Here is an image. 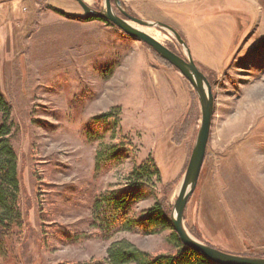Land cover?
I'll return each instance as SVG.
<instances>
[{
	"label": "rangeland",
	"instance_id": "obj_1",
	"mask_svg": "<svg viewBox=\"0 0 264 264\" xmlns=\"http://www.w3.org/2000/svg\"><path fill=\"white\" fill-rule=\"evenodd\" d=\"M12 1L0 0V93L12 106L26 224L0 231V264H104L120 239L153 255L176 253L173 225L106 238L93 207L153 158L162 181L152 177L129 217L140 220L156 205L172 217L202 121L193 86L148 44L87 16L76 0H19L17 14ZM121 2L153 23L136 27L180 56L189 49L212 85L211 132L186 228L228 253L264 258V0ZM156 23L172 26L187 47Z\"/></svg>",
	"mask_w": 264,
	"mask_h": 264
},
{
	"label": "trees",
	"instance_id": "obj_2",
	"mask_svg": "<svg viewBox=\"0 0 264 264\" xmlns=\"http://www.w3.org/2000/svg\"><path fill=\"white\" fill-rule=\"evenodd\" d=\"M0 111V231L4 233L23 227L26 223L21 209L22 187L18 155L13 143L12 106L1 93ZM115 159L116 156L111 155L105 158L103 163L109 165ZM154 175L158 181H162L157 164L153 158H149L133 169L126 189L120 193L110 192L96 198L93 224L104 237L111 238L122 231L135 232L141 224L146 225L148 232L154 233L172 228L170 212L167 213L162 205H156L146 211L140 220L129 217L133 206L143 198V191L151 188ZM172 236L177 252L156 255L140 249L128 239L114 241L106 250L104 264H218L184 245L177 234L173 233ZM0 249H4L1 240Z\"/></svg>",
	"mask_w": 264,
	"mask_h": 264
},
{
	"label": "water",
	"instance_id": "obj_3",
	"mask_svg": "<svg viewBox=\"0 0 264 264\" xmlns=\"http://www.w3.org/2000/svg\"><path fill=\"white\" fill-rule=\"evenodd\" d=\"M82 6L87 16L100 17L113 22L120 29L132 37L139 39L148 44L162 58L166 59L170 64L176 67L180 73L191 83L194 90L198 94L201 110L202 121L197 134L196 142L182 180L178 197L174 205V211L171 217V223L177 232L182 243L198 252L205 257L211 259L218 264H264V258L251 257L238 254L228 253L204 242L195 239L188 231L184 224V210L190 195L196 189L199 176L203 166L206 149L210 137L212 119L214 115L215 101L212 91V85L208 77L199 69L188 49V56H180L172 49L158 41L155 37L143 31L130 23L126 18L118 15L111 0H105V7L96 10L88 5L84 0H76ZM116 5L121 9L124 16L131 19L139 25H151L153 23L130 15L122 8L121 0H115ZM172 30L184 46L186 42L178 34V32L170 25L156 23ZM187 47V46H186Z\"/></svg>",
	"mask_w": 264,
	"mask_h": 264
},
{
	"label": "crops",
	"instance_id": "obj_4",
	"mask_svg": "<svg viewBox=\"0 0 264 264\" xmlns=\"http://www.w3.org/2000/svg\"><path fill=\"white\" fill-rule=\"evenodd\" d=\"M12 4L14 6L15 13L17 14L18 10L20 9L21 1L15 0V1H12Z\"/></svg>",
	"mask_w": 264,
	"mask_h": 264
},
{
	"label": "bare ground",
	"instance_id": "obj_5",
	"mask_svg": "<svg viewBox=\"0 0 264 264\" xmlns=\"http://www.w3.org/2000/svg\"><path fill=\"white\" fill-rule=\"evenodd\" d=\"M135 24V23H134ZM133 24V25H134ZM138 27H140V29H142L143 31H145V32H147V33H150V31L147 29V28H144V27H142V26H138ZM156 38V37H155ZM157 39V38H156Z\"/></svg>",
	"mask_w": 264,
	"mask_h": 264
}]
</instances>
